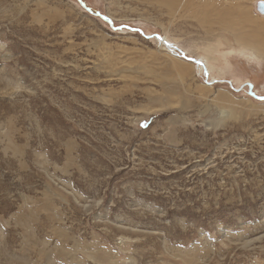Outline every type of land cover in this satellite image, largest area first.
I'll list each match as a JSON object with an SVG mask.
<instances>
[{"label": "rangeland", "instance_id": "374dc122", "mask_svg": "<svg viewBox=\"0 0 264 264\" xmlns=\"http://www.w3.org/2000/svg\"><path fill=\"white\" fill-rule=\"evenodd\" d=\"M82 1L0 0V264H264L258 0Z\"/></svg>", "mask_w": 264, "mask_h": 264}, {"label": "bare ground", "instance_id": "6f19581e", "mask_svg": "<svg viewBox=\"0 0 264 264\" xmlns=\"http://www.w3.org/2000/svg\"><path fill=\"white\" fill-rule=\"evenodd\" d=\"M214 1V0H213ZM264 1V0H263ZM237 2V1H236ZM239 2V1H238ZM257 2V1H256ZM208 5V4H207ZM215 5V4H214ZM224 6V5H223ZM233 6V5H232ZM234 6H235V4H234ZM219 7V6H218ZM227 7H229V6H227ZM231 10H233L234 9V7H229ZM255 9H256V3H255ZM222 10H226V9H222ZM222 10H221V12H222ZM228 10V9H227ZM226 10V11H227ZM238 10V9H237ZM257 10V9H256ZM228 11H230V10H228ZM259 12V11H258ZM224 13V12H223ZM260 14H264V12H259ZM231 20V19H230ZM243 37V36H242ZM247 37V36H246ZM239 39L242 41V44L243 45H245V46H247V47H244V48H247V50H249L250 51V53L254 56V57H257V58H259V57H264V41H262L261 39H258V41L256 42V43H250V42H248V40H246L245 39V37H243V39L241 38V37H239ZM162 40V39H161ZM159 41V40H158ZM163 42V44L165 45V46H167V47H169L168 45H166V43H168V44H170V45H172V43L171 42H169V41H167L166 39H164V40H162ZM254 42V41H253ZM242 49V50H240L241 52L240 53H242V51H244V50H246V49ZM256 53H257V55H256ZM193 62L195 63V64H201L200 62V60L199 61H197L196 59H194L193 60ZM205 67H206V69H207V71H208V74H209V68H210V66L208 65V64H205ZM205 73H206V71H204Z\"/></svg>", "mask_w": 264, "mask_h": 264}, {"label": "water", "instance_id": "95a60500", "mask_svg": "<svg viewBox=\"0 0 264 264\" xmlns=\"http://www.w3.org/2000/svg\"><path fill=\"white\" fill-rule=\"evenodd\" d=\"M78 1H79L80 5L82 7H84L87 10H90L89 7L85 6V3L82 0H78ZM256 9H257V11H259L261 13L264 12V1L263 0H258L256 2ZM96 14H98L103 20L107 21L109 24H112L111 19L109 17H107L106 15L100 14L99 12H96ZM113 28L115 29V27H113ZM156 37L158 39H162L159 35H156ZM166 45H169V44L166 43ZM187 59L192 60V62L194 60V58H190V57H187ZM250 94H251V96H254V97H257V98H261V97L257 96L256 94H254V92L252 90H250ZM262 98H264V97H262Z\"/></svg>", "mask_w": 264, "mask_h": 264}]
</instances>
